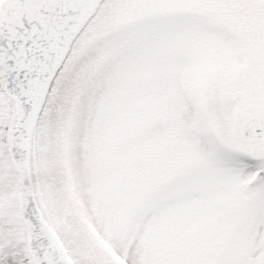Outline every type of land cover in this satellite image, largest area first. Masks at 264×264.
Returning <instances> with one entry per match:
<instances>
[{
	"label": "snow or ice",
	"instance_id": "1",
	"mask_svg": "<svg viewBox=\"0 0 264 264\" xmlns=\"http://www.w3.org/2000/svg\"><path fill=\"white\" fill-rule=\"evenodd\" d=\"M0 264H264V0H0Z\"/></svg>",
	"mask_w": 264,
	"mask_h": 264
}]
</instances>
